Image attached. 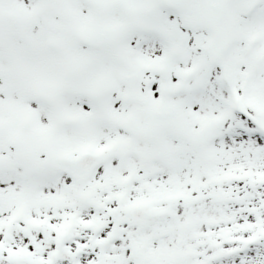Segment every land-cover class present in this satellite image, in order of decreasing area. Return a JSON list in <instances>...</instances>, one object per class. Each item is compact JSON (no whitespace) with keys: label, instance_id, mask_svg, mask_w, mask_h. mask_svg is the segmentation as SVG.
I'll return each instance as SVG.
<instances>
[{"label":"snow or ice","instance_id":"obj_1","mask_svg":"<svg viewBox=\"0 0 264 264\" xmlns=\"http://www.w3.org/2000/svg\"><path fill=\"white\" fill-rule=\"evenodd\" d=\"M0 264H264V0H0Z\"/></svg>","mask_w":264,"mask_h":264}]
</instances>
